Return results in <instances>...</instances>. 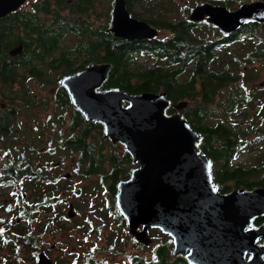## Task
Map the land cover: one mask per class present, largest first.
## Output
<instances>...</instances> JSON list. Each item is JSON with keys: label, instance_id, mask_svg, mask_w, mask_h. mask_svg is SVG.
<instances>
[{"label": "trees", "instance_id": "16d2710c", "mask_svg": "<svg viewBox=\"0 0 264 264\" xmlns=\"http://www.w3.org/2000/svg\"><path fill=\"white\" fill-rule=\"evenodd\" d=\"M71 4L73 3L70 0H34L33 8L21 6L0 18V79L3 82L14 83L12 79L17 73V65L27 64L29 62L26 60L27 57H36L38 54L56 49L66 30L70 29L79 33L89 32L97 38L64 49V55L56 57L53 60L54 67L51 68L60 69L62 66L65 72H70L86 65L92 59L98 62L107 61L112 63V69L103 87L115 85L130 92L167 90L171 101L166 108L167 113L178 110L171 105L173 101L186 99L188 103L182 110V115L190 120L193 127L201 134L197 139V144L212 158V169L218 191L228 192L231 187L253 188L256 185L264 184V177L255 176L258 170L254 165L245 166L235 161L242 151H253L258 141L260 143L263 140L264 103H260L256 93L255 95L248 93L253 89H247L245 83L247 70L242 68L244 66L242 60L238 62L239 70L237 71L228 62L221 64L218 61L220 59L219 50L223 46L243 40L241 32L228 37L218 31L219 34L211 39L195 35V26L199 22L188 17L179 18L176 14L170 13L171 21L168 25H160L161 28L169 31L168 34L152 39L128 41L115 36L108 28H95L94 25L90 28L87 24L89 22L85 18L88 8L84 4H79L82 6ZM53 6H56V9ZM49 16L55 18L58 23L57 28L53 27L52 23H48ZM260 24L264 26V23L251 21L240 30L250 32ZM212 27L216 28L213 23ZM33 39H37L42 45V50L36 51L38 54L36 52L32 55L28 54L23 58L24 62L15 60V64L6 59L9 49L21 42L24 44L26 52L30 51ZM82 52H88L90 55V58L88 56L83 62L77 56V53ZM134 53L149 54L158 61L156 64L135 68L130 63V60L134 58ZM261 59H264V45H259L247 52V60L258 61ZM75 62L82 63L75 66ZM183 71H189V75L187 79L180 80L179 75ZM243 77L245 78L242 81ZM198 85L199 88H197ZM259 86L264 89V84ZM11 87L13 88V86ZM61 88L64 89V87ZM247 90L249 91L247 92ZM21 92L22 94L31 93L30 90L24 88L21 89ZM55 95L59 105L66 106L71 103L67 89L55 93ZM29 101L33 102L36 99L34 97V100ZM74 111L77 120L85 119L80 110L74 108ZM235 116H241L242 121L236 120ZM1 123L3 122L0 121ZM43 127L44 125H42ZM97 130L104 134V125L102 122L92 120L81 132L73 133L72 138L62 139L72 149H78L79 155L88 161L87 173L98 171L105 160L113 163L114 167L110 172H107L108 175H105V178L108 176L110 189L114 194L112 205L115 207L117 215H121L116 206L115 196L116 184L121 178V166H119L117 154L104 152L101 141L90 140ZM41 134L42 132L36 134L28 132V141L35 142L39 135L41 137ZM251 134H253L252 137ZM31 137L33 138L31 139ZM105 139L113 143L111 138L105 136ZM29 145V149L34 151L36 146L32 143ZM124 154L132 163L133 158L130 153L125 151ZM7 155L13 156L8 151ZM47 155L50 156V154ZM14 158L15 161L20 162L19 157L15 156ZM9 162L10 164L0 165V188L15 183L16 179L20 181H24L25 178H31L32 181L43 179L44 167L49 168L51 165L50 163L43 166L38 164L34 167L36 163L32 164L30 161H26L25 165L17 166L11 163V160ZM229 182H233V185H230ZM61 189L62 187L58 185L52 186L50 191H45L42 188L39 191V197L43 199L48 197V203L59 202ZM43 203H45L44 200ZM39 204V201L35 203L37 206ZM23 210L24 215L31 219L29 215L33 211L32 206L25 203ZM124 221L122 219L123 223ZM17 237L26 238L27 243L31 246H35L37 243V235L32 232L26 236L17 234ZM171 242L172 239L161 240L155 245L152 258L147 259L134 255L131 256L128 263L114 262L112 264H190L181 253L171 257ZM88 258L95 259L92 251L88 254ZM100 262V264H105L104 259H101Z\"/></svg>", "mask_w": 264, "mask_h": 264}, {"label": "water", "instance_id": "95a60500", "mask_svg": "<svg viewBox=\"0 0 264 264\" xmlns=\"http://www.w3.org/2000/svg\"><path fill=\"white\" fill-rule=\"evenodd\" d=\"M26 1L0 0V18ZM204 13L229 33L247 21H264V1L245 3L234 11L207 4L194 8L191 18L201 19ZM108 30L127 39L158 33L156 27L130 16L126 0H116ZM22 51V42L10 49L14 55ZM111 69V62L93 61L62 82L86 119L102 122L104 136L123 143L138 162L128 178L118 180L115 194L136 241L150 244L148 230L158 227L172 236L173 253L186 252L190 264H264V249L256 244L264 227L246 229L264 212V187L220 193L212 159L197 144L200 132L180 112L166 113L167 90L130 92L119 86L97 90ZM187 103L181 99L175 107ZM38 264L57 262L41 251Z\"/></svg>", "mask_w": 264, "mask_h": 264}, {"label": "rangeland", "instance_id": "374dc122", "mask_svg": "<svg viewBox=\"0 0 264 264\" xmlns=\"http://www.w3.org/2000/svg\"><path fill=\"white\" fill-rule=\"evenodd\" d=\"M188 1L177 0L178 7L173 5L170 0H164L160 3V8L169 5L168 10L170 13L184 17L186 9L192 4V0ZM33 2L34 0H27L22 7L33 8ZM93 2L94 7L100 10L102 14L111 4V0H93ZM103 20L104 18H102ZM196 30V35L206 36L210 39L219 34L208 23L199 24ZM168 33V30L159 28L158 36H164ZM241 34L244 37L243 40L225 45L219 50L220 59L218 61L221 64L228 62L237 71L239 70L238 62L242 60L244 62L242 68L247 70L245 81L247 89H253L248 92L249 89L247 92L252 95L256 93L260 103H264V89L259 86L264 84V59L258 61L247 60L248 51L259 45H264L263 27L258 25L250 32L243 30ZM96 38L95 35H91L89 32L79 33L68 29L61 38L59 49L56 50L55 54H59L63 49L72 48L78 43ZM134 54V58L130 60V63L135 68L156 64L158 61L149 54ZM8 58H10L9 55ZM35 63L33 65H36ZM163 63H166V61H163ZM37 65L41 69L49 70V66L43 61L37 62ZM29 69L30 67L27 64H18V76L29 73ZM55 70L57 72L45 73L43 76L30 75L32 77H28L27 83L32 87L33 91L31 90V93L22 94V86L19 87L20 83L18 81L10 84L0 79V102L6 103L7 106L16 103L14 106L18 113L14 121L20 125L17 121L31 119L34 111L36 113L35 117H41L37 118L40 120L38 121L40 125L38 123L37 125H44L43 130L49 131L41 134V137L39 135L35 142L28 141L29 131H27L25 139H16L9 136L0 137V165L8 163L10 160L17 166L24 165L26 161H30L32 164L36 163L34 167L38 164L40 166L47 163L52 165V168L44 167L45 169L42 171L44 173L43 179L32 181L31 178H25L24 181L0 188V228H2V231H0V264H38L37 258L34 259V249L38 251L46 250L57 264H100L101 259H104L105 264L128 263L131 256L134 255L143 256L147 259L152 258L155 245L161 240L172 239L173 241V238L158 227H150L148 231L152 238L151 243L144 244L136 241L129 230L130 226L127 219L120 211L121 215H117L115 207L112 205L114 194L110 189L108 176L105 178V175H108L107 172H110L114 167L113 163L105 160L98 171L87 173L88 161L79 155V150L72 149L60 136L50 135V130L55 129V124L46 121L47 119L44 118H46L49 111L48 105L53 106L54 102L57 103L54 89L55 80L58 72L63 71L64 68ZM188 75L189 71H183L179 75V79L185 80ZM244 78H241V80L243 81ZM248 78L249 80H247ZM197 88H199V85ZM34 97L36 101L48 102V104L30 107V111H28L29 109L26 108L25 104L24 108L22 102L34 100ZM184 107L179 108L177 112L182 114ZM175 109L177 108L175 107ZM172 112L174 110L169 113ZM235 118L239 122L242 121L241 116H235ZM250 136L252 137L253 134ZM90 140L101 141L104 152L117 154L122 179L128 178L131 175L132 168L138 165V162L132 160L131 163L125 157L126 149L123 143L119 141H113L112 143L106 140L103 132L95 131ZM30 143L36 146L33 147L34 151L29 149ZM7 151L11 152L13 156H8ZM47 154H50V156ZM15 156L19 157L20 162L15 161ZM57 161H61L60 168L55 165ZM235 161L245 166L254 165L258 170L255 176L264 177V138L260 143L258 141L253 151H242ZM57 171L59 172L57 173ZM56 177H58V180H56ZM117 184L115 193L118 190ZM229 184L233 185V182H229ZM57 185L62 187L59 202L50 204L48 210H45V206L35 205L36 199L39 197V191L42 188L45 191H50L52 186ZM229 189L232 190L234 187ZM70 202H73V208L69 205ZM25 203L32 206L33 211L29 212L31 219L23 213ZM122 219L125 220L124 223ZM53 223L54 227L52 226ZM139 229H141V226H139ZM29 231L38 236L35 246L27 243L26 238L17 237V234L23 232L27 234ZM40 246L43 247L38 248ZM91 251L95 259L88 258ZM173 256L174 254L171 253V257Z\"/></svg>", "mask_w": 264, "mask_h": 264}, {"label": "flooded vegetation", "instance_id": "af4514ba", "mask_svg": "<svg viewBox=\"0 0 264 264\" xmlns=\"http://www.w3.org/2000/svg\"><path fill=\"white\" fill-rule=\"evenodd\" d=\"M70 1L73 3L71 5L82 6V5H79V4H84L88 8V10H86V12H85V14H86L85 18L89 22L87 24L89 25L90 28L93 25L95 26V28L105 27V28H108V29L112 26V24H113V13H114L116 0H111L110 7L105 11L104 14H102L100 10H98V9H96L94 7L93 0H70ZM185 1L189 2L188 0H185ZM252 1H264V0H192V4H191L190 7H188L186 9L184 17H188V18H190L191 20H193L195 22H199V24L208 23L211 26L212 23H213L215 25V27H216L215 30L217 29L216 32H218V31L223 32L222 35L229 37L232 34H236L238 32H242L243 30L241 31L240 29L244 25H246L247 23H250L251 21L252 22H258V23H264V21L250 20V21H247L244 24L238 26L237 28L231 30L229 33H227L223 28L217 26L214 22H212L209 19V15L206 14V13H204V17L201 18V19H193V18H191V13H192L193 9L194 8H200V7L204 6V5L209 4V5H213L214 7L224 6L228 10L234 11V10L238 9L241 5H243L245 3L252 2ZM162 2H164V0H126V8L129 11V14H130L131 17H134V18H137L139 20L145 21V22L149 23L150 25L156 27L157 30H158V33L156 34V36H158L159 28L160 29H164V28H161L160 25L161 24L168 25V23L171 21V18H170L171 16H169L170 15V11L168 10L169 5H165L164 8H160V3H162ZM170 2H172L173 5H176V6L179 7V5H177V0H170ZM53 8L56 9V6H53ZM178 17L179 18H183V17H180V16H178ZM102 18H104L103 21H102ZM200 21H202V22H200ZM48 23H52L53 27H55V28H57V26H58V23L55 21V18L51 17V16H49V18H48ZM46 25H48V24H46ZM260 25L263 27V31H264V26L262 24H260ZM197 26H195V30H194L195 35H196V32H197V30H196ZM79 35H81V34H79ZM156 36H154L153 38H155ZM118 37L122 38V39H125V40H128V41L152 39V38L127 39L125 37H120V36H118ZM214 37L215 36H213L212 38H214ZM14 46H16V45H14ZM14 46H12V47H14ZM59 46L60 45H58V47H56V49H53L52 51H48L47 53H42L44 56H41L42 54L39 55L37 53L38 51L42 50V45L39 43V41L37 39L36 40L33 39V44L30 47V51H28V52H26L27 50L25 49V46L23 44V51L21 53H18L16 55H14V54L10 53V49L12 48L11 47L9 49V52L6 53V59L8 61L13 62L14 64H15V60H17V61L22 60L23 61V58L28 56V54L32 55L36 51H37L36 54H38V55H36V57H32V58L27 57V59H26L27 62L29 61L27 63V66L30 67V69L28 70L29 73L23 74L21 76H18L19 72L17 70V73L13 77L12 81H14V83H16L18 81L20 83L19 87L22 86L21 89L24 88L26 90H30L31 91L32 87H30L28 85V83H27L28 77L29 78L32 77V76H36L37 77V76H40V75L43 76L45 73H55V72H57L55 70L56 68H51V67H54L53 66V60L56 57L58 58L61 55L62 56L64 55L63 54L64 53L63 52L64 49L59 54H55L56 50L59 49ZM135 52H137V51H135ZM8 55H9L10 58H8ZM77 56H78V58H80L82 60V62L84 60H86V58L88 56L90 58V55H89L88 52L77 53ZM39 61H43L44 63H46L49 66V70H45V69L39 68V66L37 65V62H39ZM93 61L98 62L97 60L92 59L91 61L87 62L86 65H83V66L79 67V69H76L75 71L65 72L63 70V71H61V73L58 72L56 80H55L56 81V85L54 86L55 93H59L60 91H64V89H67L66 86L62 82L63 77L67 76L68 74H71V73L79 71L80 69L84 68L90 62H93ZM34 62H36L35 63L36 65H33ZM82 62H75L74 65L76 66V65H78V64H80ZM98 63H101V62H98ZM31 66H33V68H31ZM61 68H62V66H61ZM32 72H34V73H32ZM30 75H32V76H30ZM103 84L100 87H97V90H101V89H104V88H109V87L115 86V85H109L107 87L106 86L103 87ZM61 87H64V89L61 88ZM70 98H71V96H70ZM123 102L126 104L128 101L124 100ZM22 103H23V106H24V104L26 105V108L29 109L28 111H30V107H39L40 105L48 104V102H40V101H33V102L24 101ZM14 104H16V103H14ZM14 104H12L11 106H7L6 103L0 102V121L3 122V123L0 124V133H1L0 137L9 136V137H13V138H16V139H25V135H26L27 131L31 132L32 134H36L37 132H42V134L49 132L48 130H43L42 126H39L40 124H39L38 121H40V120H38L37 118H41V117H35L36 113H34V111H33L32 115H31V117L33 119L32 118L31 119H25V120L22 119L21 121H17L18 123H20V125L17 124L14 120H15V116L17 115L18 111H17L16 107L14 106ZM175 104H176V102H174V101L171 103V105H173V108H175ZM67 105H68V107H66ZM169 105H170V103H169ZM66 106H61V105H59L56 102H54L53 106L48 105L49 111L47 113L46 118H44L45 120L47 119L46 121L55 124L54 125L55 129L54 130H50V135H54V136L58 135V136H60L61 138L65 139V140L69 139V138H72L73 133L81 132L83 129H85V127L88 124V122L92 121V120H87L85 115L82 112L81 113L83 114V117L85 119L84 120L83 119L77 120L74 108H76L77 110H79V109L73 105L72 100H71V103L70 104H66ZM24 108H25V106H24ZM61 109H64V110L61 111ZM98 122H100V121H98ZM37 123L39 125H37ZM32 128H35V129L31 130ZM32 138L33 137H31V139ZM11 163H13V161H11ZM7 164H10V162H8ZM55 165L59 166V168H60L61 161H57ZM49 168H52V165H50ZM62 168H64V167H62ZM55 170H56V167H55ZM58 172L59 171H57V173ZM213 175H214V173H213ZM56 180H58V177H56ZM16 182H20V180L16 179L15 183ZM15 183H11L10 185H14ZM258 187H264V184L256 185L253 188H247V189L253 190V189L258 188ZM43 200L45 201V203H43ZM37 201H39V203H40L39 205L45 206V210L49 209L50 204H55V203H52V202L48 203V197H47V199L45 197H44V199L42 197H38L36 199V202ZM69 205L70 206L73 205V202H70ZM37 210H38V208H37ZM23 213H24V211H23ZM52 226L54 227V223L52 224ZM262 226L264 227V212L259 214V215H257L253 219L252 223L249 224L246 227V229L257 230V229L261 228ZM21 234L23 236L27 235L25 232H23ZM37 241H38V236H37ZM171 244H172L171 253L174 254L173 253V247H174L173 241L171 242ZM256 244L260 248L264 249V231L256 239ZM42 247L43 246H40L38 248H42ZM41 251L47 252L46 250H40V251H38L36 249L33 250V254H34L35 259L37 258V260H38L39 253ZM180 253L183 254L186 257V252H179L177 254H174V256H176V255H178ZM251 256H252V252L248 251L246 253V257L249 258ZM263 257H264V254H263ZM186 259H187V257H186Z\"/></svg>", "mask_w": 264, "mask_h": 264}, {"label": "bare ground", "instance_id": "6f19581e", "mask_svg": "<svg viewBox=\"0 0 264 264\" xmlns=\"http://www.w3.org/2000/svg\"><path fill=\"white\" fill-rule=\"evenodd\" d=\"M212 168H213V164H212ZM212 172H213V170H212ZM214 176V175H213ZM243 200V199H242ZM243 201H245V200H243Z\"/></svg>", "mask_w": 264, "mask_h": 264}, {"label": "snow or ice", "instance_id": "6c2138e0", "mask_svg": "<svg viewBox=\"0 0 264 264\" xmlns=\"http://www.w3.org/2000/svg\"><path fill=\"white\" fill-rule=\"evenodd\" d=\"M0 231H2V230H0Z\"/></svg>", "mask_w": 264, "mask_h": 264}]
</instances>
